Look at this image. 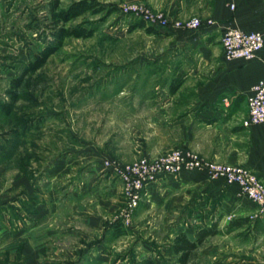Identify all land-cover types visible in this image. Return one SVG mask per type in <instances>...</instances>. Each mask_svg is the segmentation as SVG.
I'll use <instances>...</instances> for the list:
<instances>
[{
	"label": "crops",
	"instance_id": "1",
	"mask_svg": "<svg viewBox=\"0 0 264 264\" xmlns=\"http://www.w3.org/2000/svg\"><path fill=\"white\" fill-rule=\"evenodd\" d=\"M140 1L165 11L172 20L199 17L203 25L197 29L152 27L153 35L169 46L162 53L152 52L147 62L153 72L161 70L166 81H136L139 88H150V94L140 91L133 101L141 100L142 105L151 102L152 112L149 122L142 120L145 127L137 121L134 151L147 154L186 147L208 159L245 166L264 180V121L246 123L253 85L264 79V46L253 59L228 60L221 43L225 27L264 33V0ZM25 2L0 0V52L12 49L26 54L30 26L16 25L23 19L18 13ZM208 19L215 24H208ZM18 103L8 91L0 94V264H50L53 260L47 259L48 241L42 224L49 214L60 211L61 187L67 180L71 197L78 203V191L87 183L88 191L92 190L94 176L87 183L80 176L90 166L80 165L77 135L71 138L69 161L57 157L32 177L17 170L16 147L32 145L42 128L27 117L30 107L22 109ZM141 136L145 140H139ZM71 171L70 179H65ZM114 190L119 197L118 189ZM142 200L169 217L181 216L178 224L164 226L169 233L165 246L169 252L180 233L197 241L198 232L213 231L185 264H264V215L254 217L256 205L242 195L239 185L211 178L204 170H185L149 183ZM90 218L93 222L97 219L96 215H88ZM145 227L135 226L133 232ZM93 243L91 247L96 248L105 246L107 240L94 239ZM158 248L157 258H161L159 250L164 246Z\"/></svg>",
	"mask_w": 264,
	"mask_h": 264
},
{
	"label": "rangeland",
	"instance_id": "2",
	"mask_svg": "<svg viewBox=\"0 0 264 264\" xmlns=\"http://www.w3.org/2000/svg\"><path fill=\"white\" fill-rule=\"evenodd\" d=\"M25 1L18 13L24 20L21 18L22 21L15 23L19 28L30 26L26 54L12 49L8 53L0 52V94L4 96L8 91L22 109L30 107L31 114L27 117L39 122L42 128L32 145L16 147V169L25 170L32 177L57 157L64 156L69 161L71 138L77 135L80 165L90 166L80 176L86 183L94 176L92 190L88 191L90 183H87L78 191V203L71 197L69 180L60 186V211L49 214L42 224L48 241L47 259L53 260L50 264H137L145 259L157 260L159 264H182L181 254L175 250L169 252L165 247L169 233L164 227L169 223L178 224L181 216L169 217L143 200L140 201L143 204L128 211L122 180L106 164L107 160L131 163L144 156H160L173 150L144 154L133 149L137 121L139 125L142 120L149 122L152 112L151 102L142 105L141 100L133 101L140 91L150 94L147 91L150 88H139L136 81H166L164 73L159 69L153 72L147 60L152 58V52L162 53L169 45L148 29L156 26L122 9L138 3L154 13L163 12L170 18L169 15L140 0H96L104 7L102 10L88 11L66 24L60 21L56 25L52 16L53 0ZM76 1L79 0H58V8H67ZM78 25L94 27L95 32L89 37L64 38L63 44L38 70L23 76L20 86L13 87V80L22 76L35 54L56 44L59 27ZM142 138L138 139L142 141ZM67 175L65 179H70L72 171ZM114 189H118L119 197L114 195ZM88 215H96L97 222L87 219ZM135 226L146 227L134 233ZM94 233L96 238H91ZM94 239H106L107 243L93 248ZM159 245L164 246L159 250L163 252L161 258H157Z\"/></svg>",
	"mask_w": 264,
	"mask_h": 264
},
{
	"label": "built area",
	"instance_id": "3",
	"mask_svg": "<svg viewBox=\"0 0 264 264\" xmlns=\"http://www.w3.org/2000/svg\"><path fill=\"white\" fill-rule=\"evenodd\" d=\"M232 8L235 7L231 3ZM123 12L135 15L156 27H186L197 29L203 25L202 19L193 17L183 22L171 20L163 12L154 13L143 4H131L123 7ZM208 24H215L208 19ZM225 58L253 59L264 46V33L245 31L238 27H225L221 39ZM253 93L248 100L247 124L264 121V79L253 85ZM106 164L118 174L123 183L128 211L136 208L143 198L147 185L166 174H178L185 170H204L211 178H223L228 183L240 186L241 193L256 205L254 217L264 215V180L254 171L241 165H232L208 159L186 148H176L160 156H144L131 163L107 160Z\"/></svg>",
	"mask_w": 264,
	"mask_h": 264
},
{
	"label": "trees",
	"instance_id": "4",
	"mask_svg": "<svg viewBox=\"0 0 264 264\" xmlns=\"http://www.w3.org/2000/svg\"><path fill=\"white\" fill-rule=\"evenodd\" d=\"M58 6V0H53L52 16L56 25L59 24L60 21L66 24L84 15L88 11L96 13L104 8L102 5H99L96 0H79L73 2L64 9H59ZM55 28L57 29L58 27L55 26ZM148 29L153 30L152 27H148ZM94 32V27H85L84 25H78L73 28H67L66 26L59 27L56 33V44L46 46L42 51L36 53L34 60H32L22 72V76L13 80V87L20 86L23 76L29 72L38 70L47 61V59L50 58L54 52H56L61 44H63L62 42L64 38L67 36L89 37L92 36ZM172 90L174 91L175 88H172ZM11 93L14 94V90L13 92L11 91ZM211 233H213V231L210 230L198 232L197 241H191L184 232L180 233L176 237L174 250L176 253L181 254L179 259L182 264H185L191 252L203 241L205 236ZM137 264H156V262L153 259H145Z\"/></svg>",
	"mask_w": 264,
	"mask_h": 264
}]
</instances>
